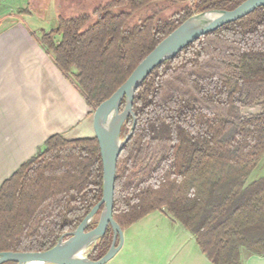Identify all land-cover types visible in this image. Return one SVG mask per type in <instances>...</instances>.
I'll use <instances>...</instances> for the list:
<instances>
[{"label":"trees","instance_id":"obj_1","mask_svg":"<svg viewBox=\"0 0 264 264\" xmlns=\"http://www.w3.org/2000/svg\"><path fill=\"white\" fill-rule=\"evenodd\" d=\"M243 1L108 0L88 13L60 15L35 39L92 113L191 15ZM163 5L176 9L162 15ZM252 105L260 112H237ZM132 112L121 128L124 137L136 121L114 184L112 218L122 231L163 212L211 264H241L242 248L264 256V6L157 66L136 90ZM260 164L263 175L246 184ZM101 196L97 139L51 136L0 185V252L51 249ZM96 225L95 217L86 231ZM112 241L108 226L89 259H100Z\"/></svg>","mask_w":264,"mask_h":264},{"label":"crops","instance_id":"obj_2","mask_svg":"<svg viewBox=\"0 0 264 264\" xmlns=\"http://www.w3.org/2000/svg\"><path fill=\"white\" fill-rule=\"evenodd\" d=\"M3 1L12 8L0 17V185L51 136L60 135L66 140L94 137L90 109L35 39L40 32L55 26L45 25L43 16L39 18L29 9L30 0ZM25 8L29 11L27 15L17 14ZM60 15L52 14L53 20L57 22ZM35 16L40 21H34ZM185 234L189 241H195L190 233ZM140 244L137 246L130 240L123 263L119 264H135L140 257H146L149 253L146 245ZM193 249L196 248L191 252ZM195 252L199 263L211 264L198 250ZM181 254L183 257L186 253ZM241 264H264V256L241 254Z\"/></svg>","mask_w":264,"mask_h":264},{"label":"water","instance_id":"obj_3","mask_svg":"<svg viewBox=\"0 0 264 264\" xmlns=\"http://www.w3.org/2000/svg\"><path fill=\"white\" fill-rule=\"evenodd\" d=\"M264 6V0H245L232 10H208L191 15L165 37L136 66L127 80L92 112V128L98 141L102 162V196L77 228L61 237L57 243L44 252H0V264H106L120 250L123 231L112 218L116 165L124 144L130 139L136 121L125 135L120 137L123 124L133 116L132 103L136 90L149 74L160 64L175 57L186 46L199 37L234 22L256 8ZM124 99V109L119 108ZM101 209L99 214L97 212ZM98 216L97 225L90 231L87 227ZM108 226L113 231L109 250L98 260L89 259V254L104 236ZM118 239L117 244L116 240Z\"/></svg>","mask_w":264,"mask_h":264},{"label":"rangeland","instance_id":"obj_4","mask_svg":"<svg viewBox=\"0 0 264 264\" xmlns=\"http://www.w3.org/2000/svg\"><path fill=\"white\" fill-rule=\"evenodd\" d=\"M108 0H30L29 9L38 14L39 18L44 19V24L47 26H56V20H53L52 14L59 12L65 17H72L84 13L90 12L97 5L103 4ZM165 8L161 11L162 15L170 14L176 7L163 5ZM12 8L11 4L0 0V17ZM162 9V5L158 6V9ZM145 11H143V15ZM26 13L25 15H27ZM162 17V15L158 14ZM37 16L34 17V21H40ZM55 23V24H54ZM261 110L259 105H252L250 107H241L237 112L242 116L254 115ZM130 130V129H129ZM128 133V132H127ZM121 138H124L120 136ZM263 175L261 164L249 175L246 180V184L252 180L258 179ZM98 220V216H96ZM131 227V228H130ZM129 228L123 230V244L124 248L111 259L107 264H119L123 263V254L128 248V243H134L140 246V242H143L148 250L146 257L142 256L137 260L141 264H198L196 259L195 250H199L195 241H189L187 238L188 231L185 230L178 222L167 219L159 212H154L146 218L141 220L140 223L131 225ZM190 233V232H188ZM112 245V244H111ZM192 248L194 252H191ZM185 252L183 255L181 252ZM246 249H241L242 255H248ZM200 254H202L200 252ZM252 254V253H251ZM122 257V259H120ZM135 263V264H136ZM201 264V263H199Z\"/></svg>","mask_w":264,"mask_h":264}]
</instances>
